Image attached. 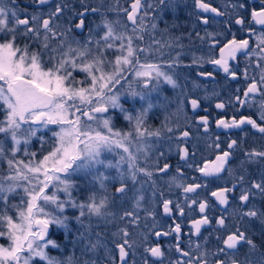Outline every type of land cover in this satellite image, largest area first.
<instances>
[{
    "label": "snow or ice",
    "instance_id": "obj_1",
    "mask_svg": "<svg viewBox=\"0 0 264 264\" xmlns=\"http://www.w3.org/2000/svg\"><path fill=\"white\" fill-rule=\"evenodd\" d=\"M83 11H74L71 19H63L66 9L70 8L67 0L56 3L46 14L42 11L28 12V7L21 8L17 0H0V264H73V258L60 260L50 255V249H58L60 245L50 238L49 230L52 226L70 230L69 221L74 219L77 224L84 226V218L93 217L107 223H114L117 219L132 226H139L140 217L136 210H124L117 217L112 208L119 207L118 201L127 203L126 197L132 194L133 208L140 209L145 201L144 184L150 182L153 188L152 196L156 197L155 173L141 163V154L147 161L150 145L149 138L161 137V131H149L146 119L153 107L149 97L157 85L163 81L173 89L180 87L178 80L166 69H173L180 65L181 53L171 60H163V48L171 49L173 45H161L159 41L145 42L148 28L142 0H131L127 7L121 6L119 0L115 5L107 6V11L115 12L121 19H109L100 6L90 7L85 0H80ZM261 6L251 11L253 24L264 28V0ZM158 4H165V0H158ZM31 5L43 8L49 5V0H31ZM147 7L151 8L152 5ZM195 7L204 13H214L215 16L226 15L224 11L206 3L205 0H195ZM244 8V4L233 5V8ZM99 13L101 23L95 27L86 24L88 13ZM203 24L208 25L210 18L200 17ZM235 24L243 27L245 19L237 17ZM88 28V36L83 41L73 39L72 34L79 30L83 33ZM156 28L155 24L151 25ZM248 37L222 41L218 37L221 33L206 32L205 36H197L201 41L208 39L210 45L206 55L193 54L191 64L186 67L202 68L210 64L222 70L225 78L233 80L239 78V59L244 56L246 65L243 76L246 88L241 95H235L234 104L239 107H257L258 118L241 114L239 118L220 117L216 119L217 128L242 129L250 126L264 137V31L256 32L254 27L247 29ZM255 36V40H252ZM176 47H182L177 44ZM218 48V56L214 55ZM162 61V62H161ZM237 62L235 66L231 62ZM252 75H249V71ZM82 73V78L77 77ZM129 75L137 79L147 91L138 92L130 89L128 94L139 97L147 103L134 116L121 103V93L116 88L121 81H127ZM198 76L206 79L214 78L210 71H199ZM194 86L195 82H194ZM240 90L237 89V92ZM261 99L258 105L254 98ZM181 105L184 100L179 101ZM193 111L200 107V100H187ZM224 102H217L216 109L226 108ZM110 110H118L110 111ZM182 110V109H181ZM120 115L128 121L134 131H121L115 127L114 120ZM198 124L205 133L209 131V117L200 116ZM50 125L57 126L52 131L54 139L51 149L42 158L37 153L29 151L32 138L37 136L41 128ZM169 133L173 132L168 128ZM190 133L181 131L176 137L177 151L181 161L187 167L189 150L180 142L187 141ZM43 142V137H40ZM171 139V136L169 137ZM238 142L232 139L226 149L221 147L219 137L209 145L217 150L215 158L206 160L202 166L196 167L201 177L219 178L227 171L238 183L232 187H218L210 195L227 213L230 207V194L234 193L238 185L246 183L243 172L245 165L256 161H264V150L252 149L244 152L245 160L239 164L241 174H235L228 167L233 151ZM119 150V151H117ZM28 159L18 158V154ZM115 152L119 159L113 163L102 159L104 152ZM161 156L165 153L161 152ZM115 168L118 173L119 187L115 188L113 196L107 194L97 196L90 191L86 200H78L74 195L77 188L71 177L76 173L91 176L93 182H98L100 188L106 192L105 181L108 177L98 172L97 166ZM171 165L164 163L155 172L167 174ZM184 173L179 167L176 175L172 176L169 186L182 190L183 204L179 201L159 196L163 214L171 217L178 212L180 217L185 215V207L189 213L193 206H198L201 214L199 219L191 220L187 247H182L180 234L181 224L175 223L168 231L155 230L153 224L152 235L156 238L175 234V259L168 264H264V253L259 254L257 260L252 257L259 252L253 236L247 229L241 230L239 221H247L248 228L259 231L264 236V208L249 206L253 196L258 192L264 197V173L259 180H252L248 187H242L238 196V205L232 209L231 216L238 220L237 224L229 225L228 215H221L215 219L214 232L222 233L215 237V249L209 247V237H203L202 228L212 224L206 214L209 208L207 198L198 199L201 188H208L205 183H184ZM129 182L131 187L129 186ZM139 185V187H137ZM62 194V195H61ZM189 194H193L190 196ZM67 209L78 210V215L70 218L65 215ZM148 217L155 220V212L148 211ZM90 227V225H89ZM80 241L83 242L84 233L77 229ZM112 248L102 239V233L96 232V239L89 237L84 245L82 255L97 253L101 250L109 264H129L130 256H135L136 247L131 241L132 233L128 227H118L111 234ZM197 237L193 242L191 237ZM212 235L211 233L209 234ZM203 237L204 243L199 239ZM144 255L139 262L133 264H150L151 258H156L152 264H163L165 251L160 243H148V237L142 238ZM264 246V245H262ZM244 259H238L241 251ZM83 264H98L95 259H85Z\"/></svg>",
    "mask_w": 264,
    "mask_h": 264
},
{
    "label": "rangeland",
    "instance_id": "obj_2",
    "mask_svg": "<svg viewBox=\"0 0 264 264\" xmlns=\"http://www.w3.org/2000/svg\"><path fill=\"white\" fill-rule=\"evenodd\" d=\"M239 1L240 2H242V1L245 2L246 1L245 2L246 5L250 3L249 0H239ZM60 2H61V0H49V5L48 6H45L43 8H38V10H40V11H42V12H44L46 14L51 8H54V5L56 3H60ZM85 2H86V0H85ZM88 2L92 3V6L95 5L94 7H97V6L101 5L102 0H88ZM67 3L70 5V8L66 9L63 19H65V20L71 19L72 16H73L72 12H74V11H83V9H78V10L76 9L77 6H78L77 3H81L80 0H67ZM183 3H184V0L180 1L179 3H177V1H175V4H176L175 7L178 6V5H182ZM86 4L88 5V3H86ZM103 4L105 5V7L109 6V5H115L116 4V0H111L110 4H109L108 0H103ZM150 4L155 5L154 2H150ZM105 7L102 8V11H104V12H105ZM176 10H177V8H176ZM237 12H239V16L238 17H243L245 19V27L244 26L243 27L236 26V31L238 30L240 34L241 33L243 34L244 31H246L247 27L249 26V23H248L249 20L247 19V15H248L249 12H247L246 6L244 8L237 9ZM164 14H165V11L164 12H159L157 14V16H155L153 18V21H155L154 23L156 25L155 29L151 28L152 24H150V25L146 24V26L148 28V31L145 33V42L146 43L150 44L152 42V39H155V40L158 41V37L156 36L158 34L156 33V30L159 29L158 28L159 27L158 23L160 22V19H161V17ZM106 15L108 17H110L109 14L106 13ZM149 15H150V12H148V16L145 18V23H146V21H148ZM101 19H102V17H101V15L99 13L92 14V13L89 12L87 14L86 24L88 25V27H95V25H98V24L101 23ZM109 19H113L114 20L113 16L111 18H109ZM116 19H118V17ZM216 30H217L216 33H221L222 34L218 38L221 37L223 39L225 37L224 36L225 34L219 28L216 29ZM169 32H170V30H169ZM162 35L163 36H167L168 33L167 32H163ZM87 36H88V28L87 27L83 30V33H81L79 30H76L72 34V38L73 39H78V40H81V41L86 39ZM254 38H255V36H254ZM171 40L173 41L172 38H171ZM205 41H206V46H207L205 48V50L202 51L201 47L198 46V45L193 46V48H192V50L195 53L197 51H199V56L200 55H206L207 52H208L210 41L208 39H206ZM173 42L171 43V45H173V47L171 49L173 51H175V49L178 48L176 52H180L181 53L182 61H184V59L187 58V57H189V58L192 57L193 53L189 52L188 50L186 51L183 47H181V48L180 47H176V45L178 43H173ZM165 45H167V44H165ZM179 45H181V44H179ZM201 51H202V53H201ZM176 52H173V55L169 56L170 59L175 57ZM231 63L233 64V66H235V64L237 62L233 61ZM183 64L184 63H182V65ZM207 65H209V64H207ZM240 66L241 65L239 63V68H240ZM178 67H175V68H178ZM166 70H168L169 73L171 75H173V77L175 79H177L176 75L178 73H180L178 75V77H181L182 81L181 82L178 81L180 87L177 88V89H173L170 85H168V84L164 83L163 81H161L157 85V89L155 91L151 92V95H150L149 99H150L151 103L153 104V107L149 110V112L152 109L156 108V107L162 109L163 110V116H164V118L166 119L167 122L163 121V124L161 126H157V127L155 126L154 129L147 127L148 124L146 123L145 126L148 128L149 131L160 130L162 135H161V137L159 139H157V138H149V140L147 141V143L150 145V148L148 150V156H147L146 163H145L144 155L141 154V157H140L141 158V163L144 164L145 167H148L149 170H152L155 173V175L153 177V179L155 181H157V179L159 178L157 176L158 173L155 172V169L157 167H163L164 163H166V161L168 160L169 157H176V158L180 159L178 151H177V143H178V141H177L176 137L179 136L180 132L183 130V127L190 123V120L192 119L191 113H193V110H192L191 106L189 104H187V100L192 99V98L199 99L200 100V107H202L204 110L208 111V113H209V111L213 110V112H210V113L214 114V116H212V117H215V121H216V119L221 117L222 112L228 113L232 109V107H234L233 106L234 97H235V95H238L237 94L238 93L237 89H240V86L242 87L243 83L246 82L245 79H243V82H241L242 84L240 83V79L243 77V74H242L243 72L240 73L238 79L233 80V79L230 78V80H228V82L224 83L223 85H219V84L213 83L212 81L211 82H206V81H203V80L199 79L198 78L199 76H197V71H195L194 68L190 69L188 67V68L184 69V72H182V73L179 72V71L177 73V71L174 68L173 69H166ZM252 74H254V73H252V71L250 70L249 71V75H252ZM82 76H83L82 73H77V77L78 78H82ZM194 82H195L196 86H194ZM116 88L121 93V103L123 104V106L135 116L137 111L139 110L138 109L139 104H142V102H145V101H141L139 99V97H136V98L131 97L128 94V92H129L130 89H134V90H136L138 92H144V91H147V90L143 89L142 84L140 83L139 80L133 79L130 75H129L127 81H121V84L117 85ZM233 95H234V97H233ZM181 99L184 100V104L183 105H181L179 103V101ZM230 99L233 101V104H229L228 103ZM217 102H224L227 105L226 108L223 109V111L220 110V109H216L215 108V104ZM145 105L147 106L146 102H145ZM239 108H241V107H239ZM251 109L254 110L258 114L257 107H253ZM110 111H116L117 114H119L118 110H110ZM198 119H199V117L195 118V121L197 123H198ZM210 121H209V123H210ZM215 121H212L211 124L213 125V123H214V125L216 126ZM114 124H115V127L117 129L121 130V131H134L133 128H132V125H130L128 121L124 120L122 115H120L119 120H114ZM150 124H152L151 120H150ZM168 128H172L173 132L169 133L167 131ZM202 129H203V127L201 126V130ZM54 130H58L57 126H55V125H50L48 128H41L40 131L37 133V136L32 138V142L28 146L29 147V151L32 152L31 149H35L36 147H39V146H41V148L43 146H46L47 147L46 149L50 150L51 149V145L54 142V139L52 137V131H54ZM202 131H201L202 138H206L207 136H209L212 133L211 129H209L208 133H204V130H202ZM213 134H214V131H213ZM170 136H171V139H169ZM40 137H43V142L41 141ZM190 140H191V138L189 136L187 141H182L180 143H181L182 146H186L187 145V147H188V144L191 145L192 152L189 155V160L188 161H189V164L194 166V168H192V170L196 172L195 169H196V167L200 166L201 159L197 156V150L195 149L194 144H192ZM34 146H35V148H34ZM35 150H37V149H35ZM35 150H34V152L37 153V157L38 158H42V156L44 154H47V152L49 151L48 150L46 153L41 154V150H38V151H35ZM117 151H119V150H117ZM161 152L165 153V155L161 156L160 155ZM18 158L25 159V160L28 159L27 157H25L23 155V151H21L18 154ZM102 159H105L106 161L107 160H111L113 163H115V161L117 159H119V156L115 152H107L106 151V152L103 153ZM263 164H264V161H256V162L253 163V166L255 167V165L260 166V165H263ZM4 166L6 167V165H4ZM186 167H187V165H186ZM97 168H98V172L104 173L108 177V179L106 181H108V182L112 181L111 178H114V179H116L119 182L118 173H117V170L115 168L108 169V168H105L102 165L97 166ZM233 171H234V169H233ZM79 175H82V177L86 178V183L88 184L89 189H90L91 186L92 187H96V191L99 194H102V195L103 194H107L104 190H102L100 188V185H99L98 182H93L91 176H85L83 173H76L72 177H78ZM72 177H71V179H72ZM170 179H171L170 176L169 177H165L164 178L165 181L163 182V186H167V185L169 186ZM230 179H233V176H230L229 173L226 172L224 174V177L220 179L219 184H226V183H228V180H230ZM106 181H105V188H106V185L108 183V182L106 183ZM129 184H130V182H129ZM130 187H131V184H130ZM137 187H139V185H137ZM214 190L215 189L212 188V189H210V192L214 191ZM155 191L156 192L159 191L157 185H155ZM152 192H153V188L151 187L150 182H146L144 184V189H143V194L145 196V201L142 203L140 209H134L133 208L132 194L129 193L128 197L125 198V199H127V203H122L121 201H118L117 203H118V205H119V207L121 209H119V211H118L117 208H116L117 210H115V208H112L111 211L116 212L117 213V217H118L120 214H122V212L124 210H136L138 212L139 217H140L139 226L136 227V226L130 225L131 229H133L132 232L135 231V234L136 235L138 234L139 237H140V234L145 233L144 236H147L149 240L152 239L153 242H154L156 237L154 238V235L150 234L149 229H146L147 228L146 226H148V222L147 221H154V220H153L152 217H148L147 216V212L148 211H154L156 214H158L157 216H159V217L155 216V218H156L155 220H158V221L160 219L162 220L163 217L161 215V212H159V211H161V209L158 210V207H159V205L157 204L158 200L156 199V197L152 196ZM166 197H168V199L173 200L174 202H177V199L175 197H173V195L170 194V191H168V194L166 195ZM238 203H239L238 202V198L237 199L233 198L232 203H231L232 205L229 207V208H231L230 211L228 209L229 214L227 213L228 219L230 221V223L228 221L229 225L238 223V221H236V219H234L231 216L232 209L235 208L238 205ZM71 210H75V209H67L66 212H65V215L69 216L68 211L71 212ZM75 212L76 213H74V216L78 215V210H75ZM69 217L72 218L73 216L70 215ZM178 217H179V213H178ZM69 222L71 224L72 223L76 224V226H77L76 230L82 228V226L77 224V222L74 219H70ZM89 225H90V227H89ZM239 225H240V222H239ZM105 226H111V225L109 223H107L106 221H104L102 219H99V218L93 217L90 220L87 217L84 218V226L83 227L91 230L93 232L92 235H95L96 232H100V233L103 234L102 230H103V227H105ZM51 228L53 229L54 236L59 235L62 231H65L63 228H59V227H56V226H52ZM117 228L118 227H116V230H117ZM144 230H146V232H144ZM111 233H112V231H111ZM76 238L78 239V237H76ZM102 239H104V238L102 237ZM0 242H2V241H0ZM137 245H139V247ZM141 246H140V243L139 244L136 243V247L133 249V251L135 252V256L134 257L130 256L129 264H133V260H135L137 262H139L141 260V257L144 255V251H143L144 247L143 246L141 247ZM167 247H168V249L170 248L169 245H167ZM51 250H56V249H50V254H51ZM246 251H247L246 248L243 249L241 251L240 256L244 257V252H246ZM92 255L98 261V264H109V262L107 261V259L104 256L102 250L100 252L93 253ZM168 255L172 259H175L174 256L172 255V252L168 251V253L165 255L164 261L169 259ZM257 256H256V258H257Z\"/></svg>",
    "mask_w": 264,
    "mask_h": 264
},
{
    "label": "flooded vegetation",
    "instance_id": "obj_3",
    "mask_svg": "<svg viewBox=\"0 0 264 264\" xmlns=\"http://www.w3.org/2000/svg\"><path fill=\"white\" fill-rule=\"evenodd\" d=\"M108 1L110 4L111 0H108ZM175 1H177V3H179L182 0H165V4H163V5L158 4V0H142L143 4L145 5L144 9L147 10L148 12H150L153 17L157 16V14L159 12L165 11V14L161 17L160 22H162L163 26L167 25V28L170 29L172 36L174 35V26H175L176 14L179 10L183 11V17L185 19L184 25H183L184 38L186 39V41L188 43L191 42V40H193L194 46H196V45L200 46L202 51L205 50V48L207 47L206 41L205 40L201 41L199 39V37L197 36V33H199L200 36H205L204 34L206 32L216 33L217 32L216 29L219 28L225 34L224 35L225 37L223 39L221 37L219 39H222V41H226L227 39H231L233 34L235 35V37L237 39L247 38L249 35L247 29L250 26L254 27L256 29L257 33L264 31V28H262L259 25L253 24L251 21V11L253 8H256L257 10L259 9V7L261 6L260 0H249L250 3L248 2L249 4H247V5L245 4L246 1L240 2L239 0H205L206 3H210L212 6L219 8L221 11H224L226 13V15H224L222 17L215 16L214 13H204L201 10L197 9L195 7V0H184V3L182 5H178L176 7H175V5H176ZM130 2H131V0H119V4L121 6H124V7H127L130 4ZM150 2H154L155 5L150 4ZM240 4H244L247 8V12H249L247 15V19L249 20L248 21L249 26L247 27L246 31H244L243 34L242 33L240 34L238 30L236 31V26H238V25H236L234 22L235 19L239 16V12H237V9H239V7L233 8V5H240ZM148 5H152L153 7L149 8V7H147ZM176 8H177V10H176ZM105 12L110 15V17H108V18H111L113 16V18L115 20L118 17L115 12L107 11V6L105 7ZM202 16L209 17L210 21H213V22H210L208 25L203 24L201 19H200V17H202ZM118 18L121 20L124 19V17L122 15H120ZM239 27H241V26H239ZM244 27H245V25H244ZM252 40L253 41L255 40L254 36H252ZM188 51L190 52V49H188ZM202 51H201V53H202ZM197 52L199 53V51H197ZM218 54L219 53H218V48H217L214 52V55L218 56ZM242 57H244V56H240V58H242ZM209 66H210V69H208L206 71L213 72L214 78L219 76V75L225 76V74L222 72V70L215 68L214 66H212L210 64H209ZM240 70L243 71L244 68L240 69ZM240 70H239V73H242V71H240ZM214 78H211V80H213ZM243 91L244 90H242V92H241L242 97H243ZM237 94L239 95V92ZM258 103L259 102H256V104H258ZM210 112H213V110L209 111V113ZM193 113H199L200 116H205V115L208 116L209 115L208 116V117H210L209 121L211 120L209 123V129L212 130V133L202 140L203 150L200 154V157H201L200 166H202L206 160H212L215 158V154H216L217 150L210 148L209 145L216 139L217 136L219 137V142L221 143V147L224 149H226L227 143H229L232 139H235L238 142V136L239 135H242V142L243 143H249L248 138L250 137V134H254V135L257 134V135L261 136L254 129H251L250 126H244L243 130L242 129H232L229 131H225V130L222 131L219 128H217L214 125V123H213V125L211 124L212 121H215V117H212V116H214V114H212V113L209 114L208 111L204 110L202 107L197 108V111L196 112L193 111ZM250 113H253V115H252L253 118H258V114L254 110H252L250 108L248 109V107H246V106L239 108V106L236 105V106L232 107V109L228 113L222 112L221 117L223 116L225 118H231L233 115H235L237 118H239L241 114L246 115V116H250ZM213 131H214V134H213ZM238 133H239V135L237 136ZM186 147H187V145H186ZM237 147H238V145H237ZM207 149H209L208 152H206ZM203 153L206 155H204ZM242 160H244V157L238 158V157L233 155L231 157V162L228 165V167L233 168L234 172H236L237 168H238V166ZM179 161L182 162L180 159H179ZM171 169H172V165H171L167 174L158 173L157 176L159 178L157 179V181H155L156 182L155 185H157L158 189L159 188L162 189L161 191H157V196H156V199L158 200L157 204L160 207V208L158 207V210L161 209V211H159V212H161V215L163 217L162 222L159 225L160 226L159 230L160 231H168L170 227L175 226V223L181 224V228H182V232L180 234V239L182 241L181 246L187 247V246H185V243L188 242V240H189L188 233L190 232V227H191L190 222L193 219H199L201 214L198 211V206H193V209L191 210L190 213H189V209L187 207H185L184 217H180V216L178 217V212H175V211L173 212V215L171 217L165 216L163 214V210H162V207L160 204V201L162 199L159 196L160 192L164 193L163 198L168 199V197H166V195L168 194V191H170V194L173 195V197H175L177 199V201H179L181 204H183V195L184 194L182 193V190L180 188H177L174 185L171 187L168 185L163 186V182L165 181L164 180L165 177L174 176L173 174L171 176ZM226 172L227 171L222 173L219 178H215V177L204 178V177H201V174L199 172H197V177H195L196 179L191 180V181H183L184 183L198 182V183H202V184L205 182H208V188H206V189L201 188L198 190V192H199L198 199L207 198V200H208L209 208L206 210V214L212 220L211 225H207V226H204L202 228L203 237H210V235H209L210 233L212 234L211 236L221 234V233L214 232L215 219L221 215H227V213L229 214V211L231 209V208H229V211H227V213H226L224 211L223 207L218 205V203H216L214 198H212L210 195V189H212V188L216 190L218 187H232V185L234 183H238L237 180H234V177H233V179L228 180V183L219 184L220 179L224 177V174ZM239 186L240 185H238L237 188H239ZM189 195L192 196L193 194H189ZM239 195H240V192H236V191L234 193L230 194V206L232 205L231 203H232L233 198L237 199ZM252 205H254L253 199L251 200V203L249 206H252ZM257 208H259V207H257ZM228 221H229V219H228ZM236 221H238V220L236 219ZM239 222H240L239 226L241 227V230L247 229L249 232V235L253 236V238L255 239V241L257 243L259 252L256 253L252 257L253 260H257V258L259 257V254L264 253V246H262V245H264V236H261L258 230L253 231L252 229L248 228V222L247 221H239ZM229 223H230V221H229ZM203 237H201L199 239V242H204ZM154 238H155V236H154ZM191 239L193 242H197L196 236L193 235L191 237ZM157 240L160 243V245L163 247V249L165 251V255L168 253V251H171L174 258H176L177 254L175 253V250H174V245L176 244L175 234H173L172 236L155 238L154 243H156ZM167 245H169V247H170L169 249H168ZM256 256H257V258H256ZM168 257H169V259L164 261L163 264H168L169 260H172V258L169 255H168ZM237 258L238 259H244V257H242V256H239ZM155 259L156 258H151L150 264H152V261H154Z\"/></svg>",
    "mask_w": 264,
    "mask_h": 264
},
{
    "label": "trees",
    "instance_id": "obj_4",
    "mask_svg": "<svg viewBox=\"0 0 264 264\" xmlns=\"http://www.w3.org/2000/svg\"><path fill=\"white\" fill-rule=\"evenodd\" d=\"M85 3H88V6H90V7H94L95 6V5L92 6V3L88 2L87 0H86ZM17 4L21 8L28 7V12L30 14L33 13V12L40 11V10H38L37 6L31 5V0H17ZM77 4H78V6L76 8L77 10L78 9H83V7L81 6V3H77ZM73 13L74 12H72V14ZM184 21H185V19L183 17V11L179 10L177 12V14H176V17H175V26H174V35L173 36L171 34V31L169 32L170 29L167 28V25L163 26L162 22H159V24H158V26H159L158 28L159 29H158V32H156L158 34V35H156L158 37V41L160 42L161 45H165V44H168V43L171 44L175 40L173 43L181 44L182 47L185 50L190 49L191 53L199 56V53H197V52L195 53L192 50V48L194 46L193 40H191V42L188 43L186 41V39L184 38V33H183ZM163 32H167L168 35L167 36H163L162 35ZM171 38L173 39V41L171 40ZM177 49H175V51H173L172 49L169 50V48H167V47L163 48L162 51L165 53V55H164V57L162 59L163 60H171L169 56H172L173 52H176ZM191 60H192V57L191 58L187 57V58L184 59V61H182V59H181V61H180L181 63L179 65V67L178 68H174V69L177 71V73H178V71L181 72V73L184 72V69L188 68V67H186V65L191 64ZM182 63H184V64L182 65ZM239 63L241 65L239 70L243 69L245 67V65H246L245 57L240 58L239 59ZM189 68L190 69L194 68L195 71L199 72V71H206V70L210 69V66L205 64V65H203L202 68H198V67H195V66L189 67ZM240 71H242V70H240ZM179 74L180 73H178L176 75V77H177L178 81L181 82L182 81L181 77H178ZM198 78L203 80V81H206V82H211L212 81L213 83L219 84V85H223L224 83L228 82V80H230V78H225V76H223V75H219V76L215 77L213 80L205 79V78H202V77H198ZM243 79H244V76L240 79V83L243 82ZM246 86H247L246 82L243 83L242 87L240 86L239 95H241V97H242L241 92H242V90H244L246 88ZM234 95H233V97H234ZM260 99L261 98L259 96L255 97L254 98L255 103L259 102ZM142 107H146L145 102H142V104H139L138 109L140 110ZM252 115H253V113H250V116H252ZM199 116H200L199 113H191L192 119L190 120V123L188 125H185L183 127L182 131H184V130L189 131L190 138H191L190 141H191L192 144H194L195 149L197 150V156L201 159L200 154H201V152L203 150L202 140L204 138H202V135H201V126L195 121V118L199 117ZM0 118H2V117H0ZM150 120L152 121V124H150ZM163 121L164 122L166 121V119L163 116V110L160 109V108H157V107L152 109L148 113V116H147V119H146V123L148 124L147 127L153 128V129L155 128V126L156 127L157 126H161L163 124ZM238 135H239V133L237 134V136ZM250 137L248 138L249 143H243L242 142V135L238 136V147L236 149H234V151H233V155L234 156H236L238 158L244 157V152L245 151H250V150H252L254 148L257 149V150H264V137L259 136L257 134H255V135L254 134H250ZM34 148H35V146H34ZM46 148H47L46 146H43L42 148H41V146H39V147L35 148L37 150H35V149H31V150L32 151L41 150V154H43V153H46L49 150V149L47 150ZM188 150H189V155H190V153L192 152V147H191L190 144H188ZM208 151H209V149H207L206 152H208ZM204 155H206V154H204ZM188 160H189V157H188ZM244 160H245V157H244ZM166 163H169V164L172 165L171 176H172V174L176 175V169H177V167H179L181 169V171L184 173V181H191V180L196 179L195 177H197V172L192 170V168H194V166L186 167V163L184 161L180 162L179 158L169 157L168 160L166 161ZM187 163L189 164V161H187ZM1 167L3 168L5 166L3 164H0V168ZM245 168H246V170L243 172V174L246 177V183L243 184V185H240L239 188H237L235 190L236 192H240L242 187H248L252 180H254V179L255 180H259L261 174L264 173V164L260 165V166L255 165V167L253 166V163L251 165H247L246 164ZM235 174L237 176L239 174H241V172L239 170V167L237 168V171L235 172ZM72 180L77 185V188L74 191V195L76 196L77 199H79V200L87 199V196H88L90 191H94L97 194L98 197L102 195V194H99L96 191V187H92L91 186L90 189H89V186L86 183V178L82 177V175H79L78 177H72ZM111 180L112 181H109V182L106 181V183L108 182L107 185H106V193L110 197L113 196V194L115 193V188L119 187V182L116 179L111 178ZM129 186H130V184H129ZM158 190L161 191L162 189L159 188ZM252 199H253L254 205L256 207L264 208V197H261V195L258 192L253 196ZM116 208L118 209V211H119V209H121L120 207H115V210H117ZM68 213H69V216L71 215V216L74 217V213H76V212H75V210H71V212L68 211ZM157 215L158 214H156L155 216H157ZM157 217H159V216H157ZM147 222H148V226H146L147 227L146 229H149L150 234H151L152 231L154 230L153 229V224L155 223V230H159L160 229L159 225L161 224L162 220L160 219L159 221L158 220H154V221H147ZM114 223H111L110 224L111 226L103 227V230H102V232H103L102 237L107 242L109 248L113 247V245L111 243V239L112 238H111L110 234H111V231L112 232L116 231V227H128V230L132 233L130 239L134 243V245H136V243H138V244L140 243V246L142 245L144 247V245L142 243V238L144 237L145 233L140 234V237H139L138 234L137 235L135 234V231L132 232L133 229H131L130 225L127 224V222H121V221H119L117 219ZM76 227L77 226H76L75 223L71 224L69 222L70 230L67 233L65 231H62L59 235H56V236H54L53 229H52L51 234H50V238L56 240V242L60 245V247L58 249H56V250H51V254L50 255H52V256L56 257L57 259H60V260H67L68 257H72L73 258V264H83V261L85 259H95L93 257V255H92L93 253H90L87 256L82 255V251L84 249V245L87 243L89 237L91 239L94 238L93 240H95V238H96L95 235H92L93 232L91 230H89V229H87L85 227H82L80 229V232H83L85 235H84V238H83V242H79L80 241V237H79V234L77 233ZM144 232H146V230H144ZM76 237H78V239ZM215 237H216V235L209 237V247L212 248V249H215V246H216L215 245ZM151 240L148 239V243L153 244L154 242H153V240L152 241ZM187 243L188 242L185 243V246H187ZM200 243L203 244L204 242H200ZM137 246L139 247V245H137Z\"/></svg>",
    "mask_w": 264,
    "mask_h": 264
},
{
    "label": "bare ground",
    "instance_id": "obj_5",
    "mask_svg": "<svg viewBox=\"0 0 264 264\" xmlns=\"http://www.w3.org/2000/svg\"><path fill=\"white\" fill-rule=\"evenodd\" d=\"M144 11H147V10L144 9ZM153 18H154V17H153L152 14L150 13V15H149V19H148V21H146V24H147V25L155 24V23H154L155 21H153ZM156 32H158V30H156Z\"/></svg>",
    "mask_w": 264,
    "mask_h": 264
},
{
    "label": "water",
    "instance_id": "obj_6",
    "mask_svg": "<svg viewBox=\"0 0 264 264\" xmlns=\"http://www.w3.org/2000/svg\"><path fill=\"white\" fill-rule=\"evenodd\" d=\"M260 26V25H259ZM197 111V109L195 110V112ZM220 130H222V131H229V130H232V129H222V128H219ZM51 231H52V228H50V230H49V233L51 234Z\"/></svg>",
    "mask_w": 264,
    "mask_h": 264
}]
</instances>
